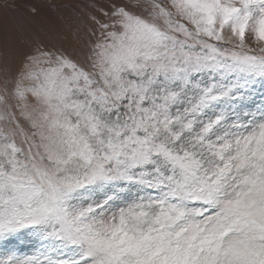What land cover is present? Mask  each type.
<instances>
[{
  "label": "snow or ice",
  "instance_id": "obj_1",
  "mask_svg": "<svg viewBox=\"0 0 264 264\" xmlns=\"http://www.w3.org/2000/svg\"><path fill=\"white\" fill-rule=\"evenodd\" d=\"M27 7L0 41V264H264V0Z\"/></svg>",
  "mask_w": 264,
  "mask_h": 264
},
{
  "label": "rangeland",
  "instance_id": "obj_2",
  "mask_svg": "<svg viewBox=\"0 0 264 264\" xmlns=\"http://www.w3.org/2000/svg\"><path fill=\"white\" fill-rule=\"evenodd\" d=\"M10 3H14L16 7L9 8L7 10H0V41L4 39L8 31L10 30L12 24L20 18H26L30 16L28 11V5L31 3H36L37 0H9ZM44 3H55L59 5L56 10L49 11L47 8L45 12L47 16L51 19H56L57 17H67L69 15H76L79 13L81 18H83L84 13L80 11V8L77 7L75 10L70 11L66 5H83L88 2V0H43ZM27 239V238H26ZM21 247L24 249L25 254H31L38 247L36 243H23Z\"/></svg>",
  "mask_w": 264,
  "mask_h": 264
}]
</instances>
